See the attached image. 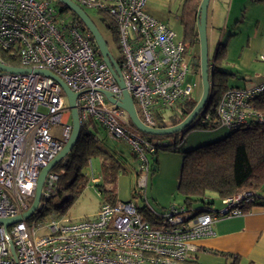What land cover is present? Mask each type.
Instances as JSON below:
<instances>
[{"label":"built area","instance_id":"obj_1","mask_svg":"<svg viewBox=\"0 0 264 264\" xmlns=\"http://www.w3.org/2000/svg\"><path fill=\"white\" fill-rule=\"evenodd\" d=\"M72 1L106 14L115 24L121 53L120 63L115 60L146 127L161 128L159 117L164 112L193 99L199 83L187 79L190 66L184 41L167 23L147 13L149 0ZM2 52L16 56L20 66L7 65ZM260 60L264 62V53ZM0 63L48 70L63 80L77 94L81 125L92 122L128 145L139 164L136 193L147 189L149 157L168 142L141 133L117 105L123 91L88 30L60 17L51 0H0ZM263 93L264 82L251 88H229L215 107L206 105L193 126L207 125L213 109L217 123L229 131L264 123L252 107ZM56 125L62 128L60 138L52 133ZM71 134V110L56 81L35 72L0 71V219L15 218L30 208L42 169L63 150ZM59 175L53 171L47 175L42 198L55 193ZM89 178L93 185L100 181L92 166ZM253 195L221 199L218 210L201 213L185 205L171 206L159 218L133 200H103L90 217L51 214L7 230L0 225V264H198L197 243L215 235L216 222L248 213L243 203L252 201ZM41 230L45 232L40 234Z\"/></svg>","mask_w":264,"mask_h":264},{"label":"trees","instance_id":"obj_2","mask_svg":"<svg viewBox=\"0 0 264 264\" xmlns=\"http://www.w3.org/2000/svg\"><path fill=\"white\" fill-rule=\"evenodd\" d=\"M202 0H183L180 21L183 27V41L187 46L194 47L199 43L197 30V13ZM60 17H68L82 30H86L81 20L66 6L56 2ZM104 28L112 33L118 43L116 26L106 14L96 13ZM119 48V46H118ZM120 51V49H119ZM2 60L10 66H20L16 56L1 53ZM226 58V48L220 47L215 55L212 69V92L209 107H215L224 93L229 89L227 75L218 71V65ZM120 63L119 58H117ZM198 101L190 99L168 116L159 117L161 127H171L181 123L195 108ZM252 107L264 117V93L257 97ZM176 111V112H174ZM215 109L211 110L210 122L207 125L193 126L203 130L220 128L216 121ZM93 124L81 125V132L74 149L54 169L59 180L55 193L42 202L37 212L29 220L33 223L51 214L65 216L70 208L82 195L88 185H91L89 168L91 160L101 159L100 184L94 185L106 202L114 203L117 194L113 189L118 176L123 172L121 165L106 152L100 140L94 136ZM178 134L173 135L174 137ZM171 136V137H173ZM155 140L166 141L168 137H152ZM167 142V141H166ZM178 143V142H177ZM177 143L158 146L152 155L153 170L158 169L157 156L159 152H178ZM88 171V173H87ZM264 186V123H251L248 126L230 134L217 142L198 147L183 153L182 166L178 179V192L184 198V205L195 213L209 210L216 199H224L243 193L255 192L252 201L243 203V210L249 212L255 206H264V197L258 191ZM201 203V207L194 205ZM32 204V202H31ZM232 264H236V261Z\"/></svg>","mask_w":264,"mask_h":264},{"label":"rangeland","instance_id":"obj_3","mask_svg":"<svg viewBox=\"0 0 264 264\" xmlns=\"http://www.w3.org/2000/svg\"><path fill=\"white\" fill-rule=\"evenodd\" d=\"M51 2L56 5L57 1L51 0ZM84 10L103 35L112 56L115 59L120 58L119 45L112 33L104 28L96 12ZM168 20L176 30H180V22L175 14L169 17ZM207 39L209 61H211V64L218 47L228 46L230 50L229 61L226 64H220L218 71L227 70L236 72L234 78H231L229 83L241 81V75L244 74L245 69L252 72L261 71L264 69V64L260 61L262 40L264 39V1L210 0L207 18ZM185 60L188 61L190 66L187 79L189 81L196 80L199 83V87L193 96L195 101H199L202 96L199 43L194 47L187 46ZM194 72L197 73V76L193 74ZM211 107L213 108V106ZM42 111L46 112V110ZM164 114L168 118L172 112H165ZM51 129L55 138L61 137L62 128L60 126H52ZM229 134L230 131L224 127L214 130H203L192 127L180 132L175 137H168L165 139L168 143L178 142V152H159L157 156L159 163L157 170H153V158L152 156L149 157L151 171L146 190L137 195V174L136 176L126 175L125 171L121 173L122 177L118 183L116 182L113 189L120 196L126 191L138 207L152 211L153 216L159 218L160 214L164 213L171 206L184 205V198L179 194L177 189L183 153L222 140ZM93 163L94 177L100 178L101 167L100 165H95L94 159ZM132 166L137 167L138 173V165ZM90 184L84 190L81 197L68 208L65 217L73 219L90 217V215L94 214L96 208L102 204L103 199L98 196V190L92 183ZM215 200L216 202L210 206L213 210H218L221 207L220 200L216 198ZM194 206L201 207L202 204L198 203ZM29 224H32V222ZM44 232V230H41L40 234Z\"/></svg>","mask_w":264,"mask_h":264},{"label":"crops","instance_id":"obj_4","mask_svg":"<svg viewBox=\"0 0 264 264\" xmlns=\"http://www.w3.org/2000/svg\"><path fill=\"white\" fill-rule=\"evenodd\" d=\"M182 5L183 0H149L146 11L155 19L164 23L167 22V24L178 34V37L183 40V27L180 21ZM174 14L178 17L180 22L179 31L176 30L168 20V18ZM220 47L221 46H219L218 49ZM225 48L226 58L225 60H222L219 65L226 64L229 61L230 50L228 49V46H225ZM261 50L260 56L264 53V39L262 40ZM261 62L264 64L263 61ZM213 64L214 60L212 64L210 63L211 73ZM221 72L228 74V88H251L264 82V69L258 72H252L245 69V72H243L244 74L241 75V81L232 82V84L229 82L231 78H234L236 72L227 70ZM194 75L197 76V74ZM104 133V129L98 127L94 128V136L100 140L103 149L108 152L119 165H121L122 170L125 171L126 175L136 176V174H138L137 167L132 165L137 166L139 164L129 146ZM94 160L95 165H101L100 158H95ZM93 164V160H91L90 165L92 166ZM121 177L122 175L120 174L117 183ZM258 193L264 197V186L258 191ZM116 194L117 199L123 201L132 200L126 191L123 192L122 196L118 193ZM100 205L96 208L94 214L90 216H93L98 212ZM208 209L213 210L210 205H208ZM213 228L215 233L213 237L202 239L197 243L199 246V252L197 254L198 264H232L235 261L236 264H264V206H255L250 209L248 213L239 217L220 220L214 224Z\"/></svg>","mask_w":264,"mask_h":264},{"label":"water","instance_id":"obj_5","mask_svg":"<svg viewBox=\"0 0 264 264\" xmlns=\"http://www.w3.org/2000/svg\"><path fill=\"white\" fill-rule=\"evenodd\" d=\"M60 4L66 6L71 12H73L85 25L86 30L90 32L93 37V41L100 52V55L111 70L117 84L123 91V99L120 102H117V105L124 109L128 116L130 117L133 125L143 134L150 135L153 137H171L175 134H179L189 128L193 127L194 121L199 116V114L204 110L206 105L210 101L211 92H212V83H211V71H210V61H209V48H208V39H207V18H208V8L210 0H202L197 13V30L199 36V46H200V79L202 85V96L198 101L197 105L193 111L179 124L171 127H161L157 129H151L146 127L139 119L134 101L130 97L128 91L126 90L125 84L122 80L120 67L109 51L107 42L105 41L103 35L99 31L98 27L95 25L93 20L81 8L78 4L72 0H56ZM0 71L7 72L10 74H27L35 72L38 74L45 75L54 81H56L62 88L64 94L67 97L68 105L71 110V120H72V134L69 141L64 146L63 150L44 168L42 169L35 190V196L30 208L23 214L15 218L0 219V225H2L6 230L19 222L29 221L32 216L37 212L40 204L42 202L43 187L47 175L53 171V169L64 159L67 155L74 149L75 145L78 142L80 132H81V122L79 120V115L76 109V98L77 94L73 93L68 86L61 80L58 76L54 75L48 70H33L27 68H15L10 67L0 63ZM105 96L111 102H115L109 93H105ZM10 250L14 254L13 242L10 240Z\"/></svg>","mask_w":264,"mask_h":264}]
</instances>
